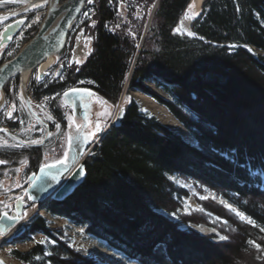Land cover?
Here are the masks:
<instances>
[{
  "label": "trees",
  "instance_id": "obj_1",
  "mask_svg": "<svg viewBox=\"0 0 264 264\" xmlns=\"http://www.w3.org/2000/svg\"><path fill=\"white\" fill-rule=\"evenodd\" d=\"M190 1L158 0L128 91L165 107L195 148L130 101L120 126L108 130L86 158L82 185L66 202H50L46 213L137 264H264V0H206L192 19L191 37L177 35ZM94 2L92 52L64 84H79L115 106L135 41L119 22L118 0ZM141 34L139 28L136 38ZM249 135L255 141H243ZM177 178L221 200L222 222L209 226L226 239L216 234L202 244L188 223H180L188 209L185 190L170 186L169 179ZM35 235L38 243L10 251V258L19 264H96L43 218L27 226L24 242Z\"/></svg>",
  "mask_w": 264,
  "mask_h": 264
},
{
  "label": "rangeland",
  "instance_id": "obj_2",
  "mask_svg": "<svg viewBox=\"0 0 264 264\" xmlns=\"http://www.w3.org/2000/svg\"><path fill=\"white\" fill-rule=\"evenodd\" d=\"M63 1L65 0H59L58 4H61ZM133 1L134 0H118V6H117L119 22L121 25H124V28L126 27L124 33L128 34L135 41V47H136L134 57H133V62L126 76L124 86L122 89V93L117 101V104L113 106L107 103L106 101H104L102 98H100L96 94L91 93L90 97L84 101V109L82 112L84 113L83 116H81L79 119L76 120L74 116L72 115V113L70 111L68 112L69 122H73V124L76 123L78 126L79 125L82 126V127L79 126L77 139H79L78 141L83 140L84 142L85 149L83 150L82 156L80 157L83 159L85 164H86V158L91 153L93 148L97 145V143L100 141V139L104 136L103 134H105L112 127L117 128V127L112 126L113 121L116 117V114L118 113L119 109H124L126 104L130 101H135L142 110L154 116L162 125L170 129L171 131L177 133L184 140L185 143L189 144L193 148H195L196 146L195 141L192 139V137L182 127V125L169 113V111L165 107L156 103L153 99H151L150 97L138 91H128V86L130 83L131 72L133 70L134 63L139 58L141 53L143 52V41L146 35L148 34L150 27L153 23L154 11L158 4V0H154L151 6L146 5L144 1H141V2L140 1L133 2ZM204 1L206 2V0H202L201 2H199V0L190 1L181 21L175 27L173 33H176L177 35L181 34L187 37H191L190 28H189V32H184L183 29H181L180 27V23L182 21L189 19V22L191 24L192 19L200 13L201 7L204 4ZM94 3H95L94 0H92V3H89L88 0H86L82 12L71 25L68 35H67L66 44L73 43L74 39L78 35H81L83 38L80 42L81 46L83 47V52H82V57L79 61V65L77 66L78 69L84 64L85 60L89 57V55L92 52V36H91V33L89 32V29H92L95 26V22L91 21V19H93L94 14L90 8L91 6L94 5ZM3 5L0 6V11L2 9H6V7H4L5 5L4 6ZM15 8L19 9L18 12L36 8L39 11L40 10L44 11V13L46 14V8H48V0H46V2L45 0H23L22 3L20 5H17ZM86 21L90 22L89 27L87 26L84 27ZM40 24H37V26ZM33 25L34 24H32L31 27ZM139 28L141 29L143 34H141V37L137 39L135 34L137 33ZM115 30H119V27H115ZM33 36L31 37V39L33 38ZM20 40L21 42H23L22 38H20L18 41ZM64 48H62V50ZM69 49H70V46L64 49L66 50V54H65L66 56H67ZM54 59L55 60L57 59L56 55H54L51 58L50 62L48 61L44 62L39 67L40 72L44 71V69L48 67V65ZM30 72L20 76L22 91H19V100L21 101V104H20L21 108H23L22 104H24L22 103L23 102L22 96L27 97V93L25 92V87L30 79L29 77ZM9 87L10 86H8V88ZM147 88L153 94L157 95L160 99L164 101L169 100L167 96L161 93V91H159L155 86L151 84H147ZM0 93H1L0 98L2 99L3 91H1ZM32 110L37 115L38 114L40 115V112L43 109L40 111L38 110L37 107H35ZM97 123H99L100 125L99 131L96 130ZM68 130H69L68 131L69 139L71 141V144L69 145L71 146L73 145L72 147H75V145L73 144V140L70 138L71 134L73 133L72 131L73 128L71 124L70 126H68ZM233 131H234V128L233 130H230L229 132H233ZM92 133H95V135H92ZM238 137H239L238 135L234 136L235 140L237 139L239 140L240 138ZM227 138L229 139L227 140L228 147H230L231 142L233 141L231 139L233 138L231 137V135H227ZM0 139L2 140L0 141V147H3L5 143L10 142L6 139L4 134L1 135ZM253 140L255 141L252 135H249V138H243V141H246V142L248 141L253 142ZM71 146L67 153V159H66L67 161L65 162H62L60 164L59 163L54 164V162L45 161L44 159L43 160L39 159L40 164L45 163V162L49 164V165H46L47 167L41 169L39 172H42L44 169H47V168L50 169V168L60 167L61 170H63L64 168L66 169L65 170L66 171L65 177H66L67 174L79 162V161L77 163L70 162L71 156H73L70 151ZM23 158H24V161H26L25 157ZM23 158L16 159V161L5 160L3 163H0V212L1 211L3 212L4 210L8 211V207L10 208V205L6 203V198L9 196L10 191L14 189V185H15L14 182H17L22 176L21 171H24V168L26 165V163L23 161ZM169 181L171 184L170 185L171 188L172 187L178 188L183 191L185 190L186 192V196H185V199L182 201V204H185V207L188 210L182 212L183 216L180 218V221H181L180 223L182 224H185V222L188 223L192 229L191 234L194 237L198 238L202 242V244L204 243L203 241H206L209 237H214V235L216 234L218 236L216 237V239L218 240H221L220 239L221 236L226 237L225 235L218 233L215 227L210 228V226H213V225L216 226V224H218L219 221L222 222L220 218L221 213H222V207H221L222 204H221L220 199L213 196L210 191L206 190L205 188L201 187L199 184L195 182L186 181L182 178H177L176 180L169 179ZM171 182L175 183V185L173 186ZM16 184H18V182ZM53 191L54 190H52V192ZM52 192L51 194L47 193V195L45 196L44 201H46V204H44L43 207L42 205H38V203L37 204L35 203L36 205H31L30 207L26 209L25 213L22 215L21 224L19 223L20 225H17L18 227L20 226L19 228H23V230L26 231L25 229H27V226L35 218L37 217L43 218V220L48 223L51 229H61L64 234H66L67 236L71 238L73 242L72 246H75L76 249L81 250L86 257H89L90 259H92V261L95 262L96 264H137L136 262L125 260V258L122 256V254L119 251L107 249L104 243L97 242L93 240L92 238H90L89 236L85 235L84 234L85 231L83 228L76 227L61 218H55V217L49 216L46 213L45 206L48 207L49 205L48 203L52 202L51 200ZM62 203H55V204H62ZM225 205H227L226 206L227 208H231V209L233 208L229 203L228 204L226 203ZM234 213L237 216L238 215L237 213L239 212L234 210ZM238 216L245 223L249 224V221H246L240 215ZM191 229H189V231ZM11 234H12L11 230L7 231V230H4L2 227H0V258L4 262V264H19L17 261L10 258L9 256L10 251H13V250H16L19 252L27 251L28 249L33 247L35 243H38L41 240V236L35 235L30 240H26L24 242V238H25V234H24L22 237L19 236L14 239V240L17 239L20 241L12 240L10 244H7L8 240L6 237L10 236ZM191 234L190 236H192Z\"/></svg>",
  "mask_w": 264,
  "mask_h": 264
},
{
  "label": "flooded vegetation",
  "instance_id": "obj_3",
  "mask_svg": "<svg viewBox=\"0 0 264 264\" xmlns=\"http://www.w3.org/2000/svg\"><path fill=\"white\" fill-rule=\"evenodd\" d=\"M22 1L0 0V6L4 4L5 6H3L6 7L0 11V67L19 53L37 31L39 26L37 24H40L44 18V11H39L36 8L18 12L19 9L15 7ZM17 24L15 30L4 40L2 35L7 27ZM32 24L34 25L31 27ZM20 38L23 39V42L18 41ZM82 39V36L78 35L73 43L65 44L66 47L70 46L67 56L64 46L65 48L63 47L64 49L56 54L57 59H54L44 71L40 72V66H37L30 72V79L25 87L27 97L22 96L23 108H21L19 100V91H22L21 77L15 76L3 87V97L0 98V137L4 134L10 142L0 147V161H16L23 157L26 160L24 161L23 158L26 165L25 168L23 167L24 171H21L22 176L17 181L18 184L14 182V189L6 198V203L10 205V208L8 207V211L0 212V227L7 231L11 230L12 233L6 237L8 241L19 230H23L17 225L21 224L22 215L26 209L37 204L30 200L28 194L35 186L36 178L41 173L39 171L49 165L47 162H45L47 164H40L39 159L54 162V164H58V161H60L59 164L67 161V153L71 146L68 135L70 124L73 128L70 138L75 145V147L72 145L70 149V151L73 150L70 162L77 163L82 159L80 156H82L85 146L83 140L78 141L79 139H77L81 125L69 122L68 112L70 111L76 120L83 116L84 101L93 92L79 84L72 86L64 84L66 80H72L71 76L78 70L77 66L83 52L80 43ZM60 84H64L63 88H59ZM8 86L10 87L8 88ZM35 107L40 111L43 109L40 115L33 112L32 109ZM0 141L2 140L0 139ZM57 169L60 170L58 175L62 174L59 178V185L65 178L66 169L61 170L60 167ZM51 192L49 191V194ZM44 200L45 196L40 203L38 202V205L43 207L46 204ZM13 221L15 222L12 224ZM25 233L26 231L23 230L19 236L22 237Z\"/></svg>",
  "mask_w": 264,
  "mask_h": 264
},
{
  "label": "water",
  "instance_id": "obj_4",
  "mask_svg": "<svg viewBox=\"0 0 264 264\" xmlns=\"http://www.w3.org/2000/svg\"><path fill=\"white\" fill-rule=\"evenodd\" d=\"M85 1L86 0H65L60 6L52 5V7L46 8V16L39 25V28L33 38L24 45V47L12 60L0 67V91L10 79L14 78L15 76H21L23 73L31 71L37 66H41L45 61L50 60L65 46L66 37L68 35L70 26L80 15ZM61 14L62 16L60 17L58 24L51 30H48L50 22H52L51 18L57 16L59 17ZM17 26L18 24L7 27L2 35V38L5 40L6 37L9 36V34H11V32H13ZM123 115L124 110L119 109L113 123L114 127H119ZM71 153H73V150ZM57 174V168H47L44 169L41 174H38L40 175L39 178L43 181H38L39 179L37 176L35 184L38 182H40V184L38 187L33 186L28 194L30 200L33 203H40L41 199L47 193H49V191L54 189L53 184L49 185L47 182L44 183V181L47 180V176L53 175L52 177L55 178V182H58L60 175L62 174ZM85 177V162L82 159L81 162L78 163V165L67 174L65 179L60 182L56 190H54V193L51 195L52 202L61 203L66 198L70 197L73 192L83 183ZM40 188L45 189L40 192ZM14 222L15 221H13L12 224ZM15 237L16 236L14 235L7 242V244H10ZM0 262L4 264L3 261H1V258Z\"/></svg>",
  "mask_w": 264,
  "mask_h": 264
},
{
  "label": "bare ground",
  "instance_id": "obj_5",
  "mask_svg": "<svg viewBox=\"0 0 264 264\" xmlns=\"http://www.w3.org/2000/svg\"><path fill=\"white\" fill-rule=\"evenodd\" d=\"M201 1H202V0H199V2H201ZM58 2H59V0H48V8L52 7V5H53V6H54V5H55V6H57V5L60 6V5L63 3V2H62L61 4H58ZM85 2H86V1H85ZM204 3H205V2H204ZM83 8H84V6H83ZM81 12H82V11H81ZM45 16H46V14H45ZM61 16H62V14H61L59 17L57 16V17L51 18L52 22H50V25H49L48 30H51L52 28H54V27L58 24V22L60 21V17H61ZM44 18H45V17H44ZM42 21H43V20H42ZM190 25H191V24H190V22H189V19H188V20H185V21H182V22L180 23V27H181V29H183L184 32H189ZM12 26H13V25H12ZM14 26H15V25H14ZM70 27H71V26H70ZM66 41H67V37H66ZM65 44H66V43H65ZM61 50H62V49H61ZM61 50H60V51H61ZM60 51H59V52H60ZM50 61H51V59L48 60V62H50ZM31 71H32V70H31ZM29 72H30V71H27V72H25V73H23V74H26V73H29ZM23 74H22V75H23ZM3 87H4V86H3ZM2 89H3V88H2ZM2 89H1V91H2ZM1 91H0V92H1ZM123 110H124V109H123ZM122 119H123V118H122ZM114 120H115V119H114ZM121 121H122V120H121ZM113 123H114V121H113ZM120 124H121V123H120ZM112 126H113V125H112ZM119 126H120V125H119ZM56 157H57V156H56ZM80 162H81V161H80ZM80 162H79V163H80ZM77 165H78V164H77ZM77 165H76V166H77ZM76 166H75V167H76ZM75 167H74V168H75ZM50 169H51V168H50ZM57 170H58V174H59V171H60V170H59V169H57ZM72 170H73V169H72ZM72 170H71V171H72ZM42 172H43V171H42ZM42 172H41V173H42ZM41 173H40V174H41ZM58 174H57V175H58ZM39 176H40V175H38V179H39L38 181H41V182H42L43 180L40 179ZM52 176H53V175H49V176H47V180L44 181V183L47 182L49 185L53 184L54 187H55L56 185H58L59 181H58V182H55V178L52 177ZM56 177H57V176H56ZM39 184H40V182L36 183V184H35V187H36V186L38 187ZM58 186H59V185H58ZM58 186H57V187H58ZM54 187H53V188H54ZM57 187H56V188H57ZM56 188H55V190H56ZM44 189H45V188H40L39 191L42 192ZM51 189H52V188H51ZM39 191H38V192H39ZM74 192H75V191H74ZM74 192H73V193H74ZM53 193H54V191L52 192V194H53ZM46 195H47V194H46ZM46 195H45V196H46ZM72 195H73V194H72ZM72 195H71V196H72ZM71 196H70V197H71ZM70 197H68V198H70ZM68 198H66L64 201H66ZM42 199H43V198H42ZM42 199H41V200H42ZM64 201H63V202H64ZM61 203H62V202H61ZM22 232H23V230H19V231L15 234V236H16L15 238H17ZM15 238H14V239H15ZM1 261H2V260H1ZM3 263H4V262H3Z\"/></svg>",
  "mask_w": 264,
  "mask_h": 264
},
{
  "label": "snow or ice",
  "instance_id": "obj_6",
  "mask_svg": "<svg viewBox=\"0 0 264 264\" xmlns=\"http://www.w3.org/2000/svg\"><path fill=\"white\" fill-rule=\"evenodd\" d=\"M45 2H46V0H45ZM88 2H89V3H92V0H88ZM177 30H178V29H177ZM96 130H97V131L100 130V125H99V123L96 124ZM92 135H95V133H92ZM59 162H60V161H58V163H59ZM0 163H3V161H0ZM261 174H264V169L261 170ZM237 214L239 215V213H237ZM220 239H221V240H224V239H226V237L221 236ZM250 243H251V241H250ZM0 264H2V262H0Z\"/></svg>",
  "mask_w": 264,
  "mask_h": 264
}]
</instances>
